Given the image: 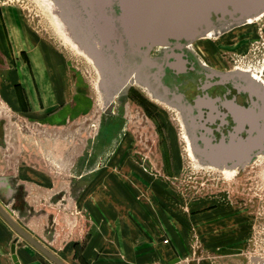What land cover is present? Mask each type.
<instances>
[{
    "label": "rangeland",
    "instance_id": "rangeland-1",
    "mask_svg": "<svg viewBox=\"0 0 264 264\" xmlns=\"http://www.w3.org/2000/svg\"><path fill=\"white\" fill-rule=\"evenodd\" d=\"M73 1L54 5L67 11ZM55 8L50 0H0V84L13 86L14 61L24 72L27 61L9 54L6 26L14 49L23 48L24 31L28 45L57 55L68 93L85 105L51 126L12 111L0 93V179L12 190L0 206L64 264L264 261V155L235 171L194 159L181 110L133 76L123 90L100 86ZM209 32L187 43L189 56L264 90V13ZM0 220L9 244L32 250L30 263L52 264Z\"/></svg>",
    "mask_w": 264,
    "mask_h": 264
},
{
    "label": "water",
    "instance_id": "water-1",
    "mask_svg": "<svg viewBox=\"0 0 264 264\" xmlns=\"http://www.w3.org/2000/svg\"><path fill=\"white\" fill-rule=\"evenodd\" d=\"M70 11H60L73 34L94 58L102 75L103 88L125 89L133 76L177 106L183 113L190 150L199 161L216 169H241L258 155H264V90L249 109L238 110L250 128L244 137L238 130L220 135L214 141L199 110V100L191 106L181 95L162 85L159 65L148 59L153 47L179 48L223 25L240 24L264 13V0H74ZM152 68L155 70L150 71ZM238 72L218 74L226 79ZM169 96V97H168ZM3 200L11 193L0 179ZM0 218L16 234L52 264H64L39 244L0 206ZM15 240L9 245L12 264H19L14 253ZM253 264H264L250 258Z\"/></svg>",
    "mask_w": 264,
    "mask_h": 264
},
{
    "label": "flooded vegetation",
    "instance_id": "flooded-vegetation-1",
    "mask_svg": "<svg viewBox=\"0 0 264 264\" xmlns=\"http://www.w3.org/2000/svg\"><path fill=\"white\" fill-rule=\"evenodd\" d=\"M186 45L157 47L153 52L152 61L161 68L162 85L181 95L191 106L199 100V110L193 113L201 114L214 141L235 130L244 137L251 125L245 116H238V110L249 109L257 101L263 85L244 74L220 79L218 74L228 72L211 69L192 59ZM0 200L5 202L2 197Z\"/></svg>",
    "mask_w": 264,
    "mask_h": 264
},
{
    "label": "crops",
    "instance_id": "crops-1",
    "mask_svg": "<svg viewBox=\"0 0 264 264\" xmlns=\"http://www.w3.org/2000/svg\"><path fill=\"white\" fill-rule=\"evenodd\" d=\"M3 31L4 42L11 51L9 54L13 53L15 55L16 53L19 55L22 52L27 59L26 63H23L25 64V72L21 67L22 62L14 61L17 68L15 76H13V86L6 88L5 82H1L2 85L0 84L3 101L12 108V111L28 115L36 122L51 126L63 125L67 119L73 118L81 112L85 106L82 105L83 98L76 93L72 95L68 93L65 74L57 55L51 53L49 49L45 48L43 51L40 46L28 45L23 35L24 31L21 32L22 38H18L20 44L22 41L23 48L21 46L14 49L15 44L12 37L8 35L6 26H4ZM26 44L28 47L25 46L26 48H24ZM2 86H4L3 89ZM3 180L11 192L3 202L6 205L7 200L12 197V190H10L7 180ZM3 191L6 193L7 190L4 188ZM5 236L6 230L0 220V264H12L9 256V245L11 243L9 244L6 241ZM15 243H17L16 240ZM15 243L14 253L18 263L32 264L28 260V257L33 255L32 250L25 248L27 246H23L22 251L18 250Z\"/></svg>",
    "mask_w": 264,
    "mask_h": 264
},
{
    "label": "bare ground",
    "instance_id": "bare-ground-1",
    "mask_svg": "<svg viewBox=\"0 0 264 264\" xmlns=\"http://www.w3.org/2000/svg\"><path fill=\"white\" fill-rule=\"evenodd\" d=\"M51 2H52V4H53V7L55 8V5H54V0H50ZM60 7L59 8H55V16H57V19H58V21L60 22V24H61V26H62V28H63V30H64V32H65V34H66V36L69 38V40L78 48V50L80 51V52H82L90 61H91V63H92V65L95 67V65H94V58H93V56L90 54V52L85 48V46L83 45V43L82 42H80V41H78V39L76 38V36L73 34V32L70 30V25H69V23H68V21L65 19V18H62L61 16H60ZM252 18H250V19H247L246 21H248V20H251ZM97 73H98V76H99V84H100V86H101V83H102V75H101V73L97 70ZM263 85V84H262ZM188 142H189V140H188ZM189 147H190V145H189ZM190 152H191V150H190ZM192 154V153H191ZM192 157L195 159V157L192 155ZM197 160V159H196ZM202 164H204V165H206L207 167H210V168H212L211 166H209L208 164H206V163H204V162H202ZM220 171H235V169H225V168H222V169H219Z\"/></svg>",
    "mask_w": 264,
    "mask_h": 264
}]
</instances>
